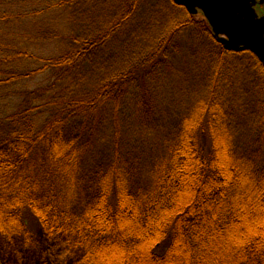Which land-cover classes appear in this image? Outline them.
Segmentation results:
<instances>
[{
    "label": "trees",
    "instance_id": "obj_1",
    "mask_svg": "<svg viewBox=\"0 0 264 264\" xmlns=\"http://www.w3.org/2000/svg\"><path fill=\"white\" fill-rule=\"evenodd\" d=\"M87 1L51 2L44 14L104 5L105 27L99 15L80 14V33L31 35L25 25L37 16L25 3L32 0H0V236L27 240L39 233L36 225L50 264L54 255L71 264H264L262 61L249 50H227L208 27L192 35L202 44L194 57L206 52V69L220 71L202 114L207 150L198 144L200 124L192 123L197 103L167 130L150 111L160 61L181 29L195 31L194 17L181 12L179 30L154 37L133 29L134 14L123 11L133 0ZM162 4L177 18L171 0ZM23 37L59 48L37 54ZM151 37L163 38L161 46L144 54L135 48ZM235 57L258 78L260 95L227 92L234 76L226 60ZM135 58L147 60L149 74L139 73ZM253 121L258 157L243 140Z\"/></svg>",
    "mask_w": 264,
    "mask_h": 264
},
{
    "label": "rangeland",
    "instance_id": "obj_2",
    "mask_svg": "<svg viewBox=\"0 0 264 264\" xmlns=\"http://www.w3.org/2000/svg\"><path fill=\"white\" fill-rule=\"evenodd\" d=\"M59 1L60 0H32V2L30 3H25V9L28 10L32 15L37 16L35 17V19H33L34 21H32L28 25H25V31H27L31 35L36 34L37 31L43 32L47 29L63 31L68 35H72L73 33L77 34L81 32V29L79 28L85 25V23H82L83 18H79V16H81L80 14H94L97 17L98 21V17L100 16L101 21L99 22H102L100 23V25L105 27L103 21H106L102 18V16L104 17V5H102L101 7H97L96 10L92 12H90L91 10L90 8H88V6L87 8H84L77 13H74L73 8L65 7L64 9L56 8L55 11L50 12L48 15L44 14V12L49 9V3H55ZM160 1L162 3H167V1L169 0H137L135 1V3L133 0V2L128 5V7H125L123 9V11L128 14H134V20L137 21V24H134L133 29L137 33L143 32L145 34L149 31L150 33L154 34L155 37L159 32H168L170 30L172 31V29H178V25L176 28L175 24H177L178 20L181 19V12L184 15L189 14L183 6L177 5L173 0H171L174 6L176 5V8H174V14L175 16H177V18H174L171 12H168V10H166V7H163V4ZM87 2H90V0H88ZM154 9L157 11L159 10L163 15L161 19L158 18L159 21L157 17H155V14L152 13V10ZM261 10H263L262 12H264V5ZM51 15L55 16L56 18L57 16L63 15L61 18H59L63 20L57 21L54 18L50 17ZM189 15L192 16L191 14ZM193 17V20L189 19L191 21L190 23L192 24V26L189 27H194L195 31L190 30V32L187 29L180 30L181 32L177 36H175L173 40L174 48L169 50H172V53L170 54L168 59H161L159 69L153 76V84H155L153 92L155 93L156 98L150 103V111L151 114L153 113V115H156V122L161 124L162 130H167L169 126L178 119L177 114L179 112L187 109L189 106L193 107L197 103L194 115L195 118L194 120H192V123L197 122L198 125L200 124L199 129H201V131L199 134L197 133V136L199 138L198 144L208 150V148H211L212 146V140L210 137L209 125L206 118H203L202 114L206 105V99L211 95L212 86L217 83L220 71L213 72L206 69L205 65L208 62V60L206 59V52H200V57H194L195 48H199L202 44H200L197 39L192 37V35H195V33L197 35H199L200 33L206 34V30L210 27L203 16L199 15ZM170 20H173V22H171ZM145 21H150V23H144ZM129 29L131 30V27ZM24 33L22 32L21 34ZM21 40L27 42V45L30 46L32 52L37 54L51 55L56 53V50H58L59 48L56 43H44L41 41H37L36 38L27 40L23 37ZM147 40L149 41L148 44H146L144 41H134L135 48L143 49V54L147 52L146 47L155 45L160 47L161 43L163 42V38H161L159 42L154 38L152 39V37ZM50 41L54 42V40ZM246 51L249 52L248 50ZM162 54L163 53H161L160 55ZM134 60H137L136 63L139 62L135 65V68L142 67L143 70H141L139 73L144 74L147 69L142 66V63L146 59L135 58ZM151 60H153V58ZM246 65L247 64L244 63V58L241 57H235L234 62L230 59L226 60V67L230 68V73L234 76V79L232 80L233 87L227 90L230 96L232 95L235 98H240V96H242L246 99L247 97H249V95L254 96V94H251L254 89L256 90L257 94L260 95L259 93H261L262 90L261 88L256 86V84L258 85V82H256L258 78H253L251 76V71L247 69L248 67ZM145 74H149L148 71ZM251 81L254 82L255 87H252L250 83ZM35 83L36 85H40L41 80L38 79L35 81ZM36 85L33 84L31 86L34 87ZM140 89H142V87L139 86L134 90L139 91ZM247 91H249V95H247ZM238 94H240V96ZM241 105L242 103L240 102V106ZM131 109H134V106H131ZM130 112H132V110H130ZM255 120L256 119H254V121ZM254 121L253 125H251L247 130L243 140L245 147L248 146L250 148L254 146V148H252L251 150L256 153L258 157L260 156L261 152H259V147H255L257 136L255 135L254 128L257 127L255 126ZM153 142V135L146 137L145 145L147 148L150 147V151L154 146V144H152ZM155 142H157V140H155ZM210 154H208L207 156H209ZM34 231L39 233L27 240L17 238L13 241H10L0 236V264H50L48 263V260H50V258L47 257V253L45 252V249H47L45 248L46 245L41 239H39V237H41V233L36 225L34 226ZM54 256L51 259L53 261V264H71L73 261L70 257L62 258L60 256L59 258H57L55 256V258Z\"/></svg>",
    "mask_w": 264,
    "mask_h": 264
},
{
    "label": "water",
    "instance_id": "obj_3",
    "mask_svg": "<svg viewBox=\"0 0 264 264\" xmlns=\"http://www.w3.org/2000/svg\"><path fill=\"white\" fill-rule=\"evenodd\" d=\"M191 15L202 12L214 36L227 50H249L264 63V0H173Z\"/></svg>",
    "mask_w": 264,
    "mask_h": 264
},
{
    "label": "flooded vegetation",
    "instance_id": "obj_4",
    "mask_svg": "<svg viewBox=\"0 0 264 264\" xmlns=\"http://www.w3.org/2000/svg\"><path fill=\"white\" fill-rule=\"evenodd\" d=\"M258 2L259 1H261V0H257ZM181 6H183L186 10H187V7H186V5H181ZM262 7H263V5H260V4H257V7H256V10H257V12L259 13V14H264V12H262L263 10H261L262 9ZM188 11V10H187ZM189 13V12H188ZM199 15H201V16H203L204 17V15H203V13L200 11V12H198V14H195V15H192V16H199ZM205 18V17H204ZM207 21V20H206ZM208 22V21H207ZM209 24V23H208ZM211 28V27H210ZM263 63V62H262ZM264 64V63H263Z\"/></svg>",
    "mask_w": 264,
    "mask_h": 264
}]
</instances>
